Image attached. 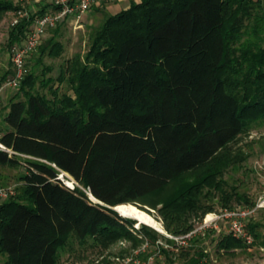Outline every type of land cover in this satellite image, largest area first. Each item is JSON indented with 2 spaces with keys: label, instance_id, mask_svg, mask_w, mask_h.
<instances>
[{
  "label": "trees",
  "instance_id": "1",
  "mask_svg": "<svg viewBox=\"0 0 264 264\" xmlns=\"http://www.w3.org/2000/svg\"><path fill=\"white\" fill-rule=\"evenodd\" d=\"M48 7L22 18L11 42L22 43ZM18 10L0 0V17ZM62 51L55 34L41 50ZM58 79L72 94L26 90L34 85L27 75L24 98H13L3 118L1 142L11 152L0 150V168H24L20 193L0 207L3 264H58L72 236L98 245L138 240L135 232L156 245L155 232L144 224L137 232L113 208L148 202L191 173L159 209L168 233L191 232V212H214L207 189L220 191L223 207L250 204L216 178L232 145L264 121V1H132L106 17L84 60L73 58ZM61 173L78 186L67 187ZM244 244L228 234L218 250ZM199 255L187 264H201Z\"/></svg>",
  "mask_w": 264,
  "mask_h": 264
},
{
  "label": "rangeland",
  "instance_id": "2",
  "mask_svg": "<svg viewBox=\"0 0 264 264\" xmlns=\"http://www.w3.org/2000/svg\"><path fill=\"white\" fill-rule=\"evenodd\" d=\"M8 1L30 14L37 12L44 5H50V0L30 5H25L19 0ZM129 5L127 1L102 0L99 5H95L90 12L85 14L79 23H73V19L68 18L60 24L58 30H50L39 49L27 59L26 76H32L34 85L31 88L27 86L26 90L43 93L50 98H53L52 92L54 89L59 90V96L66 93L72 94L68 83L66 81L61 82L58 79L62 71L70 66L73 58L79 57L84 60L90 49L92 34L103 24L107 16L118 13ZM107 6H111L110 12L101 10V7L105 8ZM18 17L17 11L6 13L0 17V81H2L0 86V129L5 127L3 118L8 112L12 99L24 98L21 84L17 88L9 85V81L15 75L11 48L14 44H19L11 42V31L15 28L13 23ZM21 19L19 18V21ZM54 34L55 40L63 46L62 53L58 57L50 56L48 53L42 55L43 46ZM46 82L50 83L49 86L42 87V84ZM222 159H227L229 166L226 167L219 178H216L217 181L220 180L225 183L223 187H225L226 192L230 194L237 192L239 196L246 197L245 199L250 202V204H247L244 199H234L230 206L231 209L253 207L259 197L264 194V121L254 124L248 134L240 136L232 145L231 153L223 156ZM23 174V167L16 169L0 168V187H12L17 194L20 193L22 186L20 178ZM61 174H64L65 181L72 183L74 187L78 186L77 182L68 174ZM197 174L191 173L184 179L170 185L159 196L151 198L148 202L138 206L134 205L162 224L164 232L144 224L152 232H155L158 237L156 245L148 243L143 234H136L135 232L133 234L137 236L138 240L126 239L98 245H94L92 240L87 244H81L75 236H72L68 246L59 252L58 264H123L128 259L133 262L142 261L151 264H187L192 259L194 262L200 256L201 251L204 255L200 258L201 264H264V208L259 209L249 221V224L256 226L258 239L255 240L254 244H244L243 247L230 253L218 250L219 241L230 234L228 224L218 221L216 223L217 228L213 224L199 230L210 213L203 214L200 212L194 216L193 212L190 213L188 224L194 226L193 230H198V232L194 237L188 238L186 244H180L171 238L178 236L166 231L159 209L163 206L162 203L176 191L182 181L193 180V177L196 178ZM65 185L72 187L70 184ZM217 190H205L208 193L211 192V196L204 199V202L215 207L212 213H220L222 210L227 209L223 207V196ZM90 198L92 199L91 195ZM92 201L98 203L93 199ZM140 228L141 225L135 224L137 232ZM170 241L173 243H170ZM161 248L168 250L169 254H163ZM4 259L5 257L0 255V264H3Z\"/></svg>",
  "mask_w": 264,
  "mask_h": 264
},
{
  "label": "built area",
  "instance_id": "3",
  "mask_svg": "<svg viewBox=\"0 0 264 264\" xmlns=\"http://www.w3.org/2000/svg\"><path fill=\"white\" fill-rule=\"evenodd\" d=\"M25 5L37 4L45 0H19ZM52 9L42 15H38L28 31L25 40L22 43L14 44L11 48V57L15 69V75L9 81V85L13 88L19 87L21 82L25 79L27 69V59L34 53L42 44L43 39L50 30L56 29L63 21L72 18L76 23H79L83 16L91 11V9L102 0H50ZM108 1V0H106ZM19 16L13 23L17 25L20 21L19 18L28 17L29 13L23 9L17 11ZM0 150H7V147L1 142L0 134ZM11 152V151H10ZM59 179L69 185L68 181L64 180V174L59 175ZM71 189L75 187L68 186ZM17 192L12 187H0V207L2 204L15 197ZM264 208V194L259 197L257 203L253 207L244 208H227L220 213H210L204 221L203 226L199 229L212 226L217 228V222L223 221L228 224L230 234L238 240H241L247 245H252L255 238L248 228L249 221L254 217L259 209ZM198 230L186 234L184 236L171 237L180 244H186L187 239L194 237ZM123 264H151L150 262L135 261L131 259L126 260Z\"/></svg>",
  "mask_w": 264,
  "mask_h": 264
},
{
  "label": "bare ground",
  "instance_id": "4",
  "mask_svg": "<svg viewBox=\"0 0 264 264\" xmlns=\"http://www.w3.org/2000/svg\"><path fill=\"white\" fill-rule=\"evenodd\" d=\"M69 184L72 186V183L69 182ZM91 197L93 200L97 201L92 195ZM117 210L121 216L136 220L138 225L146 224L154 229L164 232L162 224L156 218L132 204L120 205L117 207Z\"/></svg>",
  "mask_w": 264,
  "mask_h": 264
},
{
  "label": "crops",
  "instance_id": "5",
  "mask_svg": "<svg viewBox=\"0 0 264 264\" xmlns=\"http://www.w3.org/2000/svg\"><path fill=\"white\" fill-rule=\"evenodd\" d=\"M123 1H127L129 4H131L132 1L139 2L140 0H120V2H123ZM38 3H40V2H38ZM99 4H100V2H99L97 5H99ZM44 6H47V5H44ZM44 6H42L40 9H42ZM129 6H130V5H129ZM129 6H128V7H129ZM102 7H103V6H102ZM102 7H101V10H103V11L105 10V11L110 12V10H111V6H107V7H105V8H102ZM128 7H127V8H128ZM127 8H125V9H127ZM40 9H39V10H40ZM48 9H49V10L52 9V3H51V1H50V5H49ZM74 22H75V21L73 20V23H74ZM59 26H60V25H59ZM46 35H47V34H46Z\"/></svg>",
  "mask_w": 264,
  "mask_h": 264
},
{
  "label": "water",
  "instance_id": "6",
  "mask_svg": "<svg viewBox=\"0 0 264 264\" xmlns=\"http://www.w3.org/2000/svg\"><path fill=\"white\" fill-rule=\"evenodd\" d=\"M68 176H70V175H68ZM71 177V176H70ZM99 202V201H98ZM100 203V202H99ZM102 204V203H101ZM115 211H117L118 212V210H117V207H114L113 208ZM119 213V212H118ZM121 215V214H120Z\"/></svg>",
  "mask_w": 264,
  "mask_h": 264
}]
</instances>
